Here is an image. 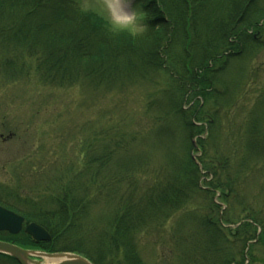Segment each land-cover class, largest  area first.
<instances>
[{"label":"trees","instance_id":"obj_1","mask_svg":"<svg viewBox=\"0 0 264 264\" xmlns=\"http://www.w3.org/2000/svg\"><path fill=\"white\" fill-rule=\"evenodd\" d=\"M133 3L148 14L146 32L135 37L110 33L105 21L82 11L78 0H0V73L6 75L0 85L29 75L27 59L51 86L89 79L109 87L136 77L153 83L159 73L169 82L161 91L163 102L157 98L145 106L151 125L144 132L128 139L114 136L112 144L97 151L88 146L79 169L69 166L49 182L53 195L44 203L50 207L37 204L24 212L0 201L25 224L42 227L48 241L34 242L23 231L0 233V239L28 250L77 254L91 264H143L137 251L140 233L194 205L190 247L205 251L211 264L236 263L235 256L258 239L257 231L264 233V222L249 203L242 221L230 217L237 175L264 161V128L250 113L234 169L217 142V112L232 98L217 86L225 85L221 75L232 60L248 59L263 46L264 0ZM208 99L216 109L203 123L200 105ZM256 104L264 107V94ZM148 137L154 142L147 148L148 161L128 153L133 141ZM137 176L152 177L150 185L139 188ZM107 186L116 199L110 210L106 207L111 216L93 225L88 219L91 193L94 187L103 193Z\"/></svg>","mask_w":264,"mask_h":264},{"label":"rangeland","instance_id":"obj_2","mask_svg":"<svg viewBox=\"0 0 264 264\" xmlns=\"http://www.w3.org/2000/svg\"><path fill=\"white\" fill-rule=\"evenodd\" d=\"M78 1L80 5L96 2ZM82 11L104 21L92 9ZM259 39L263 46L254 50L248 59L232 60L221 75L225 85L217 86L232 98L230 105L217 112V142L221 152L230 157L234 169L243 154L242 141L250 113L264 128V107L256 104L264 94V34H259ZM27 60L31 64L29 75L0 85V201L24 212L31 211L37 204L51 206L44 203L53 195L49 182L69 166L74 171L79 169L88 146L92 145L97 151L105 143L112 144L114 136L128 139L144 132L151 125L148 118L151 113L145 114V106L157 98L162 103L161 91L169 85L167 76L159 73L153 83L136 77L115 81L109 87L89 79L66 87L51 86L37 77L33 61ZM0 77L6 79L5 74L0 73ZM215 109L212 100L201 102L203 123L210 121ZM192 142L195 146L196 140ZM152 143L153 138L149 137L133 141L128 153L137 160L148 161L150 149L147 148ZM157 154L160 155L159 151ZM157 154L154 162L158 160ZM198 156L199 153H193V159ZM151 179L137 176V186H148ZM236 181L238 194L231 199L232 221L244 219V206L249 203L254 214L264 222V161L239 173ZM91 194L88 219L95 225L96 221L111 216L106 207L110 210L116 199L111 186L99 194L94 187ZM197 202L203 200L197 199ZM194 208L187 205L160 227L140 233L137 251L143 264H211L205 251L191 248L193 231L189 212ZM256 234V242L235 256L233 264H264V233L257 231ZM40 261L49 264L44 258Z\"/></svg>","mask_w":264,"mask_h":264},{"label":"water","instance_id":"obj_3","mask_svg":"<svg viewBox=\"0 0 264 264\" xmlns=\"http://www.w3.org/2000/svg\"><path fill=\"white\" fill-rule=\"evenodd\" d=\"M23 218L3 207L0 206V232H7L9 234H18L21 230L27 234L34 242H43L50 239L49 234L36 223H28L23 228ZM33 253L44 255L47 258L54 257H68L72 256L73 260H63L57 264H91L88 260L78 255L69 253H44L34 252L22 249L12 243L0 241V254L6 255L14 259L18 264H41L40 256L32 255ZM37 260H32V258Z\"/></svg>","mask_w":264,"mask_h":264},{"label":"clouds","instance_id":"obj_4","mask_svg":"<svg viewBox=\"0 0 264 264\" xmlns=\"http://www.w3.org/2000/svg\"><path fill=\"white\" fill-rule=\"evenodd\" d=\"M126 5V10L120 11V5ZM82 10L92 9L105 21L107 30L118 35L127 33L129 36H141L147 30V13L132 0H96L80 5Z\"/></svg>","mask_w":264,"mask_h":264},{"label":"bare ground","instance_id":"obj_5","mask_svg":"<svg viewBox=\"0 0 264 264\" xmlns=\"http://www.w3.org/2000/svg\"><path fill=\"white\" fill-rule=\"evenodd\" d=\"M32 255H34V256H35V255H38V256L44 258V259L46 260V262L49 263V264H57V263H59V262H61V261H63V260H67V259H69V260H73V259H75V258L72 257V256H68V257H54V258H47V257H45L44 255L37 254V253H33Z\"/></svg>","mask_w":264,"mask_h":264},{"label":"flooded vegetation","instance_id":"obj_6","mask_svg":"<svg viewBox=\"0 0 264 264\" xmlns=\"http://www.w3.org/2000/svg\"><path fill=\"white\" fill-rule=\"evenodd\" d=\"M0 206H1V205H0ZM1 207H2V206H1ZM3 208H5V209H7V210H9V211H12V210H10V209H8V208H6V207H3ZM0 233H7V232H3V231H2V232H0ZM8 234H9V233H8ZM0 241L10 243V242H8V241L5 240V239H0ZM0 264H11V263L8 262L7 259L0 257Z\"/></svg>","mask_w":264,"mask_h":264},{"label":"snow or ice","instance_id":"obj_7","mask_svg":"<svg viewBox=\"0 0 264 264\" xmlns=\"http://www.w3.org/2000/svg\"><path fill=\"white\" fill-rule=\"evenodd\" d=\"M124 10H126V5H124V4L121 3V5H120V11H124Z\"/></svg>","mask_w":264,"mask_h":264}]
</instances>
